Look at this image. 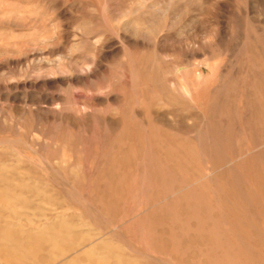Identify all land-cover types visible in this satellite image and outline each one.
<instances>
[{
    "label": "rangeland",
    "instance_id": "rangeland-1",
    "mask_svg": "<svg viewBox=\"0 0 264 264\" xmlns=\"http://www.w3.org/2000/svg\"><path fill=\"white\" fill-rule=\"evenodd\" d=\"M9 231L41 264H264V0H0Z\"/></svg>",
    "mask_w": 264,
    "mask_h": 264
},
{
    "label": "bare ground",
    "instance_id": "bare-ground-1",
    "mask_svg": "<svg viewBox=\"0 0 264 264\" xmlns=\"http://www.w3.org/2000/svg\"><path fill=\"white\" fill-rule=\"evenodd\" d=\"M14 234L15 233L9 231L5 233L4 235H0V251H2L3 253L7 252V254H9V258L11 259V261H14L18 264H24V263L41 264V262L38 260L39 258H37V255L34 254L35 250L30 247L25 248L23 246V241L16 238ZM52 237L49 238L48 241L51 244V246L54 247L57 244V239L54 236ZM89 259H91V261L94 263L88 262L85 264H106V262L108 261V257L106 256L105 257H94L93 258L94 261H93L92 256L89 255ZM69 264H79V262L73 261Z\"/></svg>",
    "mask_w": 264,
    "mask_h": 264
}]
</instances>
